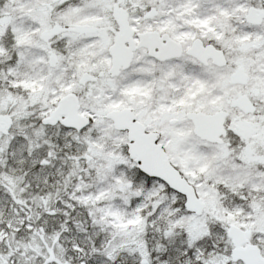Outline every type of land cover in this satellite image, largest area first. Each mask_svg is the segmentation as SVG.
<instances>
[{
	"label": "snow or ice",
	"instance_id": "snow-or-ice-1",
	"mask_svg": "<svg viewBox=\"0 0 264 264\" xmlns=\"http://www.w3.org/2000/svg\"><path fill=\"white\" fill-rule=\"evenodd\" d=\"M0 264H264V0H0Z\"/></svg>",
	"mask_w": 264,
	"mask_h": 264
}]
</instances>
